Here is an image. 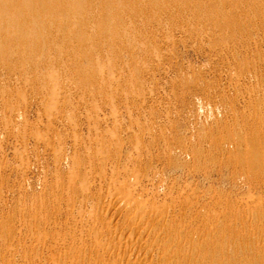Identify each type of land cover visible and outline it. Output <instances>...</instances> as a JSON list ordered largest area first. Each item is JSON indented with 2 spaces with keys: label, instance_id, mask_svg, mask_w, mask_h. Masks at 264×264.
Masks as SVG:
<instances>
[{
  "label": "rangeland",
  "instance_id": "rangeland-1",
  "mask_svg": "<svg viewBox=\"0 0 264 264\" xmlns=\"http://www.w3.org/2000/svg\"><path fill=\"white\" fill-rule=\"evenodd\" d=\"M263 236L264 0H0V264H264Z\"/></svg>",
  "mask_w": 264,
  "mask_h": 264
},
{
  "label": "bare ground",
  "instance_id": "bare-ground-1",
  "mask_svg": "<svg viewBox=\"0 0 264 264\" xmlns=\"http://www.w3.org/2000/svg\"><path fill=\"white\" fill-rule=\"evenodd\" d=\"M120 24V23H119ZM108 32V31H107ZM113 33V32H112ZM101 36V35H100ZM117 37V36H116ZM118 37H120L119 35H118ZM105 40V39H104ZM112 40V39H111ZM114 40V39H113ZM120 41V40H119ZM126 41V40H125ZM121 42V41H120ZM102 43V42H101ZM111 44V43H110ZM114 64V63H113ZM111 66V65H110ZM109 66V67H110ZM114 66V65H113ZM116 81V80H115ZM57 96H59V94H56V97ZM114 136V135H113ZM117 146V145H116ZM97 151V150H96ZM117 152V151H116ZM106 154V153H105ZM105 157V156H104ZM101 161H103V160H101ZM115 164V163H114ZM120 172V171H119ZM120 174V173H119ZM137 174V173H136ZM117 175V174H116ZM139 175V174H138ZM137 175V176H138ZM135 176V175H134ZM118 177H119V175H118ZM122 178H123V176H121ZM134 178V177H133ZM136 178V177H135ZM118 179V178H117ZM117 179H116V182H117ZM137 179V178H136ZM135 180V179H134ZM136 181V180H135ZM114 182V181H113ZM121 182V183H120ZM118 181L117 182V184H115V186H114V188H115V191L116 192H118L117 193V202L119 201V202H121V204H122V206H125V205H128L127 207H129V210H130V212H128L129 210H126L128 213H131L130 215H129V218H128V226L129 225H131V227H129V235H131V237H132V235L134 236V234L136 233L137 235H138V237H142V235L144 234V232H146V230H149V232H150V230L151 229H155V230H157L156 228H157V226L160 224L159 223V218H157L158 217V213H156V212H158V211H153V210H156V209H152L151 208V210L149 209L150 207H151V205H150V207L148 208L149 210H147V207H146V204L144 205V203L143 204H141V199L139 200L138 198H136L135 196H134V194H132V192H130V191H132L130 188H128V189H130V191H128V189H126L125 187H126V184H128L127 182H124V183H122L123 181ZM135 183H137V182H135ZM130 184V183H129ZM117 185V186H116ZM130 185H132V184H130ZM130 185H129V187H130ZM128 187V186H127ZM114 191V192H115ZM116 192H115V194H116ZM113 195V194H112ZM142 196V195H141ZM143 197V196H142ZM115 199V200H116ZM149 200V199H148ZM117 202H115V203H117ZM120 204V203H119ZM119 204H118V206H119ZM148 204V203H147ZM115 205V204H114ZM121 206V208H123ZM148 206V205H147ZM120 207V206H119ZM153 207V206H152ZM255 207V206H254ZM121 208H120V210H121ZM166 208V207H165ZM127 209V208H126ZM158 210V209H157ZM167 212V211H166ZM256 213V212H255ZM127 214H126V216H127ZM162 214V213H161ZM161 214H159V215H161ZM125 216V215H124ZM167 218H169V217H167ZM161 219H164V216H163V218H161ZM125 220V219H124ZM167 220V219H166ZM126 221V220H125ZM163 221H165V220H163ZM123 222V221H122ZM161 222V221H160ZM104 223V222H103ZM123 224V223H122ZM102 225V224H101ZM106 225V224H105ZM105 225H102V226H105ZM161 225V224H160ZM163 225H165L164 223H163ZM167 225V224H166ZM216 225V224H215ZM220 225V224H219ZM177 225H175V228L177 229V227H176ZM218 226V225H217ZM108 226H106V228H107ZM110 227V226H109ZM202 227H203V225H202ZM120 228H121V226H120ZM160 228H162L163 229V227H161L160 226ZM165 228V227H164ZM167 228V227H166ZM166 228L164 229L165 231H166ZM208 228V227H207ZM213 228V227H212ZM212 228H210L211 230H213ZM109 229V228H108ZM118 229V228H117ZM117 229H115V231L117 230ZM122 229H124V228H122ZM140 229V230H139ZM169 229H170V227H169ZM197 229V228H196ZM206 229V228H205ZM209 228L207 229V230H210ZM216 229H218V227L216 228ZM215 229V230H216ZM105 230V229H104ZM112 230V229H111ZM125 230V229H124ZM177 230H179V229H177ZM203 230H204V228H203ZM158 231V230H157ZM157 231H156V233H157ZM159 231H163V230H160L159 229ZM165 231L164 232H162V235H159V236H162V238H165V240L167 239H169V237H170V234H172V233H165ZM170 231H172V230H170ZM205 231V230H204ZM214 231V230H213ZM255 231V230H254ZM105 232V231H104ZM177 232V231H176ZM181 232H183V231H181ZM255 232H257V231H255ZM88 233V232H87ZM117 233V232H116ZM115 233V234H116ZM125 233V232H124ZM153 233H155V231H153ZM159 233V232H158ZM179 233H180V230H179ZM179 233H177V234H179ZM199 233V232H198ZM212 233V232H211ZM107 234V233H106ZM122 236H123V234L122 233H120ZM161 234V233H160ZM174 235H173V237L175 236V233H173ZM181 234V233H180ZM179 234V235H180ZM248 234H251V233H248ZM126 235L127 234H125V238H127L126 237ZM128 235V236H129ZM178 235V236H179ZM183 235V234H182ZM193 235V234H192ZM192 235H190V236H192ZM259 235V234H258ZM262 235V234H261ZM97 237H99L98 235H96ZM96 236H93L94 238L96 237ZM115 236V235H114ZM122 236H119V237H121L122 238ZM156 236V235H155ZM177 236V237H178ZM234 236V235H233ZM256 236V235H255ZM96 237V238H97ZM146 237V236H145ZM157 237H158V235H157ZM155 238V242H158L159 240H160V237H158V238ZM172 237V236H171ZM176 237V239H178ZM264 237V236H263ZM117 238V237H116ZM115 238V239H116ZM129 238V237H128ZM133 238V237H132ZM152 238V237H151ZM175 238V237H174ZM193 238V237H192ZM194 238H196V237H194ZM235 238V237H234ZM238 238V237H237ZM237 238H236V240H237ZM239 238H241L240 236H239ZM90 239V238H89ZM100 239V238H99ZM114 239V240H115ZM124 239V238H123ZM133 239H135V238H133ZM132 239V240H133ZM159 239V240H158ZM173 239V238H172ZM231 239H233V238H231ZM254 239V238H253ZM119 240V239H118ZM129 240V239H128ZM161 240H163V239H161ZM166 240V241H167ZM181 240V239H180ZM185 239H183V241H184ZM217 240H219V239H217ZM97 240H95V242H96ZM116 241V240H115ZM114 241V242H115ZM169 241V240H168ZM193 241V240H192ZM192 241H189V242H192ZM220 241H222V243L224 242L223 241V239L221 240L220 239ZM227 241H229V240H227ZM227 241H225V244H226V242ZM237 241H240L239 239L237 240ZM101 241H99V242H96V243H100ZM119 242L121 243L122 242V239H120L119 240ZM128 242V241H127ZM130 242H132V241H130ZM170 242V241H169ZM178 242V241H177ZM180 242V241H179ZM187 242V241H186ZM232 242V241H231ZM230 242V243H231ZM95 243V244H96ZM111 243H112V241H111ZM111 243H110V245H111ZM115 243H117V241L115 242ZM115 243H114V245H115ZM124 243V245H125V243L126 242H123ZM161 243V242H160ZM160 243L158 244L159 246H160ZM172 243V242H171ZM182 243V242H181ZM194 243H195V240H194ZM235 243H236V241H235ZM239 242H237V244H238ZM101 244V243H100ZM100 244H96V245H100ZM118 244V243H117ZM155 243L153 242V245H154ZM168 245L169 246V243H165L164 245ZM172 244H174V243H172ZM172 244H170V245H172ZM183 244V243H182ZM182 244H180V243H178L177 245H179V248H180V246L182 247ZM190 244V243H189ZM193 244V243H192ZM224 244V245H225ZM227 244H229L228 242H227ZM233 244V243H232ZM121 245V244H120ZM130 245H132V243H129V244H127V246L126 247H124V248H127L128 250H130ZM161 245H162V243H161ZM184 245H185V243H184ZM216 246H217V244H215ZM234 245V244H233ZM255 245V244H254ZM109 246V245H108ZM107 246V247H108ZM113 245H111V246H109V247H112ZM159 246H157L158 248H159ZM163 246V245H162ZM189 247L190 245H186V247ZM193 246V245H192ZM212 246V245H211ZM213 246H214V244H213ZM212 246V247H213ZM227 246V245H226ZM229 246H231L230 244H229ZM258 246V245H257ZM256 246V247H257ZM106 247V248H107ZM132 247V246H131ZM143 247V246H142ZM170 247V246H169ZM174 247H178V246H176V243H175V246ZM173 247V248H174ZM194 247V246H193ZM209 247V246H208ZM250 247H252L251 245H250ZM250 247H248V249L250 248ZM254 247V246H253ZM163 248V247H162ZM168 248V247H167ZM166 248V249H167ZM171 248H172V246H171ZM178 248V249H179ZM207 248V247H206ZM214 250H216V249H218V247H215L214 246ZM245 248H247L246 246H245ZM255 248V247H254ZM159 249H161V248H159ZM174 249H176V248H174ZM173 249V250H174ZM185 249V248H184ZM184 249H181V250H184ZM189 249V248H188ZM209 249V248H208ZM211 249V248H210ZM259 249H260V247H259ZM259 249H258V251H259ZM108 250V249H107ZM109 250H111V249H109ZM156 250H158V249H156ZM187 250V249H186ZM190 250V249H189ZM188 250V251H189ZM197 250V249H196ZM214 250L212 251V249L210 250V251H212V253L214 252ZM245 250V249H244ZM250 250V249H249ZM248 250V251H249ZM257 249H255L254 251H256ZM159 251V250H158ZM157 251V252H158ZM160 251H162V256H159V258H157V259H160L161 258V260H164L165 259V257H167L166 255H168L167 253H169L168 251H170V249L167 251V250H165V248H164V251H163V249H161ZM171 251H172V249H171ZM175 251H178V250H175ZM187 251V252H188ZM217 251V250H216ZM227 251H229V250H227ZM227 251H225L226 252V255H227ZM253 251V248H252V252H254ZM173 252V251H172ZM180 252V251H179ZM190 252V251H189ZM207 252H209V251H207ZM218 252H220V251H218ZM225 252H223V253H225ZM231 252V251H230ZM250 252H251V250H250ZM249 252V253H250ZM126 253V250H125V252H124V254ZM177 253V252H176ZM183 253H185V250L183 251ZM194 253V252H193ZM223 253H221V255L223 254ZM248 253V252H247ZM246 253V254H247ZM102 254H103V252H102ZM114 254H115V252H114ZM114 254H111V256H113L114 258L116 257V255H114ZM159 254H161L160 252H159ZM175 254V253H174ZM189 253H187L186 255H188ZM192 254V253H191ZM210 254V253H209ZM214 254H215V252H214ZM216 254H218V253H216ZM216 254H215V256L213 255V257H211L212 259L214 258V257H216ZM229 254V253H228ZM170 255H172V253H170ZM177 255H179V254H175V256H177ZM180 255H181V252H180ZM185 255V256H186ZM193 255V254H192ZM192 255H188L189 257H191ZM208 255V254H207ZM225 254H223V256L225 257L226 256ZM229 255H231V254H229ZM100 256V255H99ZM110 256V255H109ZM173 256L174 255H172V260L171 261H175L176 260V257H175V260H173L174 258H173ZM187 256V257H188ZM197 256V255H196ZM218 256V255H217ZM242 256H244V255H242ZM246 256V255H245ZM97 257H98V254H97ZM103 257V256H102ZM118 257V256H117ZM116 257V258H117ZM177 257H179V256H177ZM184 257V256H183ZM218 257H221V256H218ZM224 257H223V259H224ZM228 257H230V256H227V258ZM232 257V256H231ZM230 257V258H231ZM171 258V257H170ZM181 258H182V256H181ZM193 258V257H192ZM199 258V257H198ZM200 258H203V256L201 257L200 256ZM199 258V259H200ZM209 258V257H208ZM210 258V259H211ZM229 258V259H230ZM99 259H101V258H99ZM106 259V258H105ZM110 259V258H109ZM118 259H119V257H118ZM169 257L167 258V261L169 262ZM180 259V258H179ZM187 259V258H186ZM191 259V258H190ZM215 259V258H214ZM214 259H213V261H214ZM216 259H217V257H216ZM221 259V258H220ZM223 259H221V260H223ZM98 260V259H97ZM101 260H104V259H101ZM177 260H178V258H177ZM176 260V261H177ZM181 260V259H180ZM195 260H197V259H195ZM209 260V259H208ZM221 260H219V261H221ZM99 261V260H98ZM108 261V260H107ZM120 261V260H119ZM135 261H137V260H135ZM157 261H160V260H157ZM182 261H183V259H182ZM182 261H181V263H182ZM198 262L200 261H202V260H197ZM204 261V260H203ZM112 262V261H111ZM163 262H165V261H163ZM162 262V264H164ZM168 262H165V264L166 263H168ZM172 262V263H173ZM184 262V261H183ZM187 262V261H186ZM189 262V261H188ZM104 263V262H103ZM130 263H133V262H130ZM135 263V262H134ZM133 263V264H134ZM137 263V262H136ZM135 263V264H136ZM140 263H142V264H145V263H143L142 262V260H141V262H139V264ZM171 262H169L168 264H172ZM175 263V262H174ZM177 263H178V261H177ZM179 263H180V261H179ZM178 263V264H179ZM180 263V264H181ZM185 263V262H184ZM191 263V262H190ZM190 263H188V264H190ZM195 263H196V261H195ZM202 263V262H201ZM210 263L212 264V262L210 261ZM215 263V262H214ZM101 264H102V262H101ZM186 264V263H185ZM193 264H194V262H193ZM197 264V263H196ZM202 264H204V263H202ZM219 264H222V263H219Z\"/></svg>",
  "mask_w": 264,
  "mask_h": 264
}]
</instances>
